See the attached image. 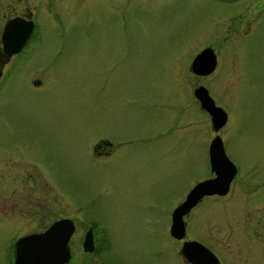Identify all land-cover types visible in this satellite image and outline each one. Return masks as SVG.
<instances>
[{
    "label": "rangeland",
    "instance_id": "1",
    "mask_svg": "<svg viewBox=\"0 0 264 264\" xmlns=\"http://www.w3.org/2000/svg\"><path fill=\"white\" fill-rule=\"evenodd\" d=\"M38 9L0 76V264H11L19 234L59 217L74 223L63 264H183L170 211L210 176L215 132L236 173L225 195L203 196L184 216V237L221 262L264 264L243 234L264 249L253 219L264 215V0H47ZM13 13L0 11V27ZM203 46L217 62L197 76L189 62ZM197 84L226 113L217 131ZM101 139L110 146L97 154ZM88 226L97 252L85 257Z\"/></svg>",
    "mask_w": 264,
    "mask_h": 264
},
{
    "label": "water",
    "instance_id": "2",
    "mask_svg": "<svg viewBox=\"0 0 264 264\" xmlns=\"http://www.w3.org/2000/svg\"><path fill=\"white\" fill-rule=\"evenodd\" d=\"M33 27L31 19L21 16L9 18L3 25L0 39V51L5 57L17 52L23 45ZM215 55L212 48L205 46L195 53L189 63V69L197 75H205L213 70ZM199 107L207 112L212 130H217L226 121L225 111L216 105L206 88L197 85L192 91ZM207 156L212 176L198 180L185 193L170 212L169 234L176 238L184 236L183 216L204 195H223L227 192L236 167L226 156L220 136L214 134L207 146ZM73 222L68 217L53 220L42 231L20 235L14 240L12 264H63L69 258L67 240L73 230ZM82 249H93L91 229L87 228L82 238ZM180 252L190 263L218 264L216 257L196 240H183Z\"/></svg>",
    "mask_w": 264,
    "mask_h": 264
},
{
    "label": "flooded vegetation",
    "instance_id": "3",
    "mask_svg": "<svg viewBox=\"0 0 264 264\" xmlns=\"http://www.w3.org/2000/svg\"><path fill=\"white\" fill-rule=\"evenodd\" d=\"M26 0H0V11H14V13L12 14L13 16H21V17H24L25 19H27V18H31L32 19V21H33V29H32V31H31V33L28 35V37L26 38V40L24 41V43H23V45L21 46V48L17 51V52H19V51H21L23 48H24V46H25V44H26V42L31 38V35H32V33H33V30H34V26H35V18H34V11L35 10H39L38 8L39 7H41L42 5H45V4H47V0H45V4H44V0H41V1H39V0H34V2H31V3H27V2H25ZM246 9V8H245ZM24 11L26 12V13H24ZM18 12V13H17ZM20 12V13H19ZM11 15V16H12ZM10 16V17H11ZM10 17H7V18H5V20H3V23L1 24V27H0V35H1V31H2V28H3V25H4V23L10 18ZM0 47H1V39H0ZM203 47H205V46H203ZM202 47V48H203ZM210 47V46H209ZM201 49V48H200ZM199 49V50H200ZM198 50V51H199ZM198 51H196L195 53H197ZM212 51H213V49H212ZM213 53H214V51H213ZM12 54H14V53H12ZM11 54V55H12ZM10 55V56H11ZM214 55H215V53H214ZM9 56V57H10ZM9 57H5V55H4V53H2V51H0V76H1V74H2V70H3V68H4V66H5V63L7 62V60L9 59ZM216 62H217V60H216V55H215V65H214V68H215V66H216ZM213 68V69H214ZM213 71V70H212ZM212 71H210L209 73H211ZM209 73H207V74H209ZM194 74V73H193ZM207 74H205V75H207ZM195 75H197V74H195ZM197 76H204V75H197ZM197 85H200V84H197ZM196 85V86H197ZM227 118V117H226ZM104 144V146H102ZM110 143H108V140H106V139H101L100 141H98L96 144H95V146L93 147V150H94V152L95 153H97V154H100L101 152H102V150H103V148L105 147V145H109ZM110 146V145H109ZM102 148V149H101ZM211 176H212V174H210ZM230 183H231V181H230ZM230 185V184H229ZM228 189H229V187H228ZM227 192H228V190H227ZM226 192V193H227ZM225 193V194H226ZM224 194V195H225ZM212 195H217V194H212ZM219 196H221V195H219ZM223 196V195H222ZM189 212V211H188ZM188 212L184 215V216H186L187 214H188ZM184 216H183V220H184V235H185V219H184ZM248 217H245V220L247 219ZM253 219H256L257 220V222L256 223H260V225H263L264 226V215H260V216H256L255 218H253ZM46 227V226H45ZM45 227H43L42 229H40V230H36V231H30V232H39V231H41V230H43ZM88 228V227H87ZM260 230H261V235H260V238L262 239L263 237H264V227H262V228H260ZM92 231V230H91ZM245 231H246V229L244 228V232H243V234H244V237H245V239H246V241H247V244H248V246H249V248L250 249H252V248H255V249H259V251H260V257H261V259H262V257L264 256L263 255V253H262V250H264L262 247V244L261 243H255L254 241V238L253 237H250L252 234H251V232H249V233H245ZM30 232H26V233H30ZM26 233H22V234H26ZM228 235H231V233L228 231ZM22 234H19V235H22ZM91 234H92V244H93V249L91 250V251H85V250H83L82 248V250H83V252H84V256L86 257L87 255H91L92 253H94V254H96V252H97V243H96V240L94 239V235H93V231L91 232ZM82 236H83V234H82ZM171 236V235H170ZM232 236V235H231ZM172 237V236H171ZM174 238V237H173ZM81 239H82V237H81ZM188 239H193V240H196V241H198L200 244H202L203 246H205L209 251H211L210 250V248L208 247V246H206V244L205 243H203L202 241H200V240H198V239H196V238H187V237H182V238H179V239H176L175 238V240L176 241H178V240H180V245H179V249H178V254H179V256L181 257V259H182V261H183V264H194V263H190V262H188L184 257H183V255L181 254V252H180V246H181V243H182V241L183 240H188ZM259 240V239H258ZM237 244V243H236ZM264 244V243H263ZM80 245H81V243H80ZM68 249H69V258H68V260L70 259V257H71V255H72V252H71V249H70V246H69V244H68ZM212 252V251H211ZM213 253V252H212ZM13 254H14V244H13V242H12V258H13ZM213 255H214V253H213ZM215 256V255H214ZM259 256V255H258ZM216 257V256H215ZM100 258V257H99ZM99 258H96L95 260L94 259H92V260H88L87 258H84L83 260H81V264H86V262H87V264H101L99 261H101ZM216 259H217V262H218V264H227V263H229V262H237V260H234V259H231V260H229V259H227V260H223L222 262L220 261V259H218V257H216ZM67 260V261H68ZM66 261V262H67ZM11 264H12V259H11Z\"/></svg>",
    "mask_w": 264,
    "mask_h": 264
}]
</instances>
